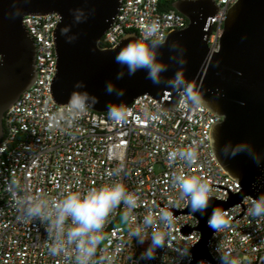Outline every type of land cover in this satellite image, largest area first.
Wrapping results in <instances>:
<instances>
[{
    "label": "built area",
    "instance_id": "obj_1",
    "mask_svg": "<svg viewBox=\"0 0 264 264\" xmlns=\"http://www.w3.org/2000/svg\"><path fill=\"white\" fill-rule=\"evenodd\" d=\"M173 1V0H169ZM217 12L208 19L211 32L207 43L217 50L227 7L235 0H213ZM160 0H120L112 23L100 38L102 45L117 43L125 32L142 36L145 24L156 22L166 36L174 28L186 25V17L173 9H161ZM59 19L55 12L26 14L22 23L35 44V78L14 103L4 112L3 135L0 138V264H74L69 253L51 256L46 224L25 222L18 218L16 199L27 194L43 193L48 199L72 191L85 192L92 187L122 180L129 191L138 196V206L128 220L121 206L104 228L105 239L94 260L111 257V264H135L141 251L129 236L131 228L142 223L151 213L154 218L164 210L171 212V244L152 261L141 264H187L180 261L177 248L190 249L199 239L193 227L197 219L190 213H175L187 206L179 189L171 183L173 175L183 172L209 182L211 197L226 199L228 193L239 190L237 179L218 163L211 145V128L220 118L208 107H193L183 96L170 108L149 94H141L125 106L124 122H114L108 111L91 108L83 114L69 112L68 103L58 104L51 95L55 73L53 29ZM163 100V98H162ZM197 142L198 159L191 166L177 161L170 163L168 153ZM120 177L109 172L119 165ZM16 179L23 189L16 192ZM253 197L245 195L240 203L224 210L226 225L212 233L207 241L210 258L193 264H218L215 249L230 252L238 264H264V219L247 212ZM193 229L183 233L182 228ZM153 229L161 230L159 223ZM192 254V253H191ZM192 261V259H191ZM103 264H108L107 260Z\"/></svg>",
    "mask_w": 264,
    "mask_h": 264
},
{
    "label": "water",
    "instance_id": "obj_2",
    "mask_svg": "<svg viewBox=\"0 0 264 264\" xmlns=\"http://www.w3.org/2000/svg\"><path fill=\"white\" fill-rule=\"evenodd\" d=\"M171 7L183 14L187 23L167 32L165 45L159 51L160 62L168 64L162 79L171 78L179 65L169 61L168 45L178 42L185 52L186 64L179 69L205 99L208 107L220 118L211 128V145L218 163L237 179L240 188L229 192L226 199L210 198L207 212L193 214L188 205L175 213H190L197 219L193 227L199 231L198 241L190 247L193 264L201 258H210L207 241L213 233L208 218L214 208L221 211L242 201L245 195L257 198L264 195V0H235L227 7L217 50H210L207 43L211 32L208 19L218 10L213 0H173ZM120 0H0V138L3 135L4 112L16 101L21 92L35 78V44L22 23L26 14L55 12L59 19L53 29L55 73L51 81V95L58 104L68 103L74 92H87L96 96L99 103L89 107L108 111V103L128 105L141 94H149L162 102L165 109L172 108L179 97L164 84L156 85L141 70L133 76L121 69L114 57L129 42L139 39L134 31L125 32L116 44L102 45L100 38L115 17ZM17 8L19 16H14ZM82 9L89 14L86 21L74 23L71 10ZM70 26L69 35L77 39L69 43L60 33ZM219 61V66H215ZM125 76L116 79L118 71ZM83 82V88L75 84ZM111 82L124 91L123 97L108 94L106 83ZM221 95L217 98L215 93ZM163 98V100H162ZM249 143L261 154L260 166L245 153L225 158L221 149L225 145ZM182 228L183 233L192 229Z\"/></svg>",
    "mask_w": 264,
    "mask_h": 264
},
{
    "label": "clouds",
    "instance_id": "obj_3",
    "mask_svg": "<svg viewBox=\"0 0 264 264\" xmlns=\"http://www.w3.org/2000/svg\"><path fill=\"white\" fill-rule=\"evenodd\" d=\"M94 9L87 15L82 9L71 10L74 17V23H82L87 20L89 14L94 13ZM21 9L12 13L19 16ZM70 26L61 28L60 33L66 37V41L71 43L77 39L76 35H69ZM165 36L161 34L160 27L156 22L145 24L142 28V36L139 39L129 42L126 46L116 53L114 60L121 66V69H127V75L133 76L138 71H145L146 78L153 84H164L166 88L171 89L179 96H183L193 107L202 105L211 106V101L205 99L203 95L185 79L184 72L179 69L186 64L184 58L178 59L175 53L179 52L181 57L185 52L184 48L178 47V42L173 41L168 45L171 55L169 61L179 65L178 70L169 79H162L161 74L168 71V64L160 62L158 59L162 53L159 51L165 45ZM216 61L215 66H219ZM125 72L118 71L117 80L123 79ZM83 82H77V89L83 88ZM105 91L108 94H115L117 97H123L124 91L116 88L111 82L106 83ZM218 98L221 93L219 90L215 93ZM99 103L96 96H90L87 92H74L69 99L68 109L72 114H83L88 107ZM109 118L117 123L124 122L127 119L128 112L123 103L106 105ZM221 152L227 158H234L238 154H247L257 166H260L262 157L251 144L240 143L236 146L225 145ZM167 159L170 163L181 161L189 166L198 159L197 142L186 148H178L168 153ZM124 171L123 165H119L109 172L112 177H120ZM171 183L179 189V196L187 202L190 211L200 213L203 216L209 208V202L212 193V187L209 182L196 175L188 176L183 172L175 174L171 178ZM12 188L16 192L23 191L20 182L16 179L12 181ZM138 196L129 191L122 180L102 184L99 187H92L85 192L72 191L62 194L56 198L48 199L43 193L27 194L16 199L15 203L18 209V218L25 221H39L46 224L45 231L49 234L50 243L46 242L48 252L51 256L68 254L69 249L73 255L69 256L74 264H103L104 260L111 264V257H102L101 260H94L97 250L104 241V228L109 221V217L121 206H123V218L128 220L133 211L138 206ZM250 216L256 219H264V195L253 198L247 209ZM224 213L219 208H214L208 218V227L214 232L222 230L227 221L223 219ZM171 212L164 210L156 218L151 213L143 217L142 223L129 231V236L134 238L137 245L147 247L140 252L136 258L135 264H141V261H152L158 258V253L166 251L171 244V233L168 229L173 223ZM159 223L161 230L153 229V225ZM218 264H238V261L232 257L230 252H222L215 249ZM180 261H186L191 264L192 254L189 248H177Z\"/></svg>",
    "mask_w": 264,
    "mask_h": 264
},
{
    "label": "trees",
    "instance_id": "obj_4",
    "mask_svg": "<svg viewBox=\"0 0 264 264\" xmlns=\"http://www.w3.org/2000/svg\"><path fill=\"white\" fill-rule=\"evenodd\" d=\"M171 1L169 0H160L159 4L161 6V9H171Z\"/></svg>",
    "mask_w": 264,
    "mask_h": 264
}]
</instances>
